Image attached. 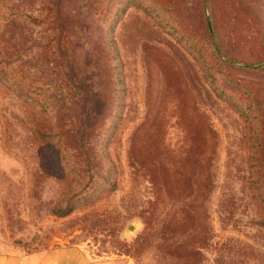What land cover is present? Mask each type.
Returning <instances> with one entry per match:
<instances>
[{"label": "rangeland", "instance_id": "1", "mask_svg": "<svg viewBox=\"0 0 264 264\" xmlns=\"http://www.w3.org/2000/svg\"><path fill=\"white\" fill-rule=\"evenodd\" d=\"M59 248L264 264V0H0V255Z\"/></svg>", "mask_w": 264, "mask_h": 264}, {"label": "crops", "instance_id": "2", "mask_svg": "<svg viewBox=\"0 0 264 264\" xmlns=\"http://www.w3.org/2000/svg\"><path fill=\"white\" fill-rule=\"evenodd\" d=\"M0 264H96L86 260L74 248H59L50 252H35L29 255L18 252L0 255Z\"/></svg>", "mask_w": 264, "mask_h": 264}, {"label": "trees", "instance_id": "3", "mask_svg": "<svg viewBox=\"0 0 264 264\" xmlns=\"http://www.w3.org/2000/svg\"><path fill=\"white\" fill-rule=\"evenodd\" d=\"M51 9H52V7H49V6L46 7L45 17H48L49 16V13L51 12ZM214 50H215V53L218 52L217 49H214Z\"/></svg>", "mask_w": 264, "mask_h": 264}, {"label": "water", "instance_id": "4", "mask_svg": "<svg viewBox=\"0 0 264 264\" xmlns=\"http://www.w3.org/2000/svg\"><path fill=\"white\" fill-rule=\"evenodd\" d=\"M131 227V226H130Z\"/></svg>", "mask_w": 264, "mask_h": 264}]
</instances>
